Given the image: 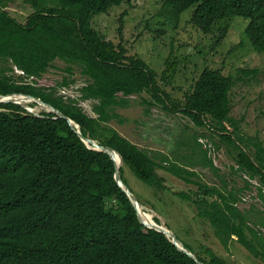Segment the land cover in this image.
I'll return each instance as SVG.
<instances>
[{
    "label": "trees",
    "instance_id": "1",
    "mask_svg": "<svg viewBox=\"0 0 264 264\" xmlns=\"http://www.w3.org/2000/svg\"><path fill=\"white\" fill-rule=\"evenodd\" d=\"M124 1L131 0H23L31 12L21 19L9 8L15 3L0 0V61L12 62L26 73L18 79L0 73V94H29L53 105L78 123L84 136L117 150L123 167L159 191H171L159 168L194 184V198L185 190L173 194L197 206L199 216L209 222L226 249L236 241L264 264L260 229L264 214L257 208L242 211L236 205L250 181L244 189L228 190L226 182L223 187L212 186L189 169L193 164L181 166L164 154L151 155L108 125L116 118L125 120L116 108L127 106V97L147 93L151 101H144L150 105L181 112L196 126L210 128L218 136L216 146L228 147L237 171L258 177L264 186V141L245 134L241 119L231 115V93L241 78L207 67L193 91L185 93V102H175L160 80L167 81L176 64L168 58L167 69L159 74L145 57L129 56L122 41L107 40L93 25L96 15L109 14ZM163 3L164 14L174 20L194 7L189 20L205 34L226 33L233 17L245 18L252 48L264 54V0ZM57 60L68 65L70 75L64 77V85L69 84L73 66L81 68L88 83L80 88V100L93 101L97 117L89 115L78 98L59 95L55 87L37 86L36 81ZM7 69L13 71L12 65ZM29 78H34L32 83H26ZM194 139L202 147L197 135ZM203 152L205 165L218 173L207 151ZM115 169L110 155L84 143L66 118L46 111L36 116L19 104L0 103V264H196L164 233L140 222L114 178ZM259 194L264 200L262 189ZM185 245L203 264L230 263L210 247L201 248L207 259Z\"/></svg>",
    "mask_w": 264,
    "mask_h": 264
},
{
    "label": "rangeland",
    "instance_id": "2",
    "mask_svg": "<svg viewBox=\"0 0 264 264\" xmlns=\"http://www.w3.org/2000/svg\"><path fill=\"white\" fill-rule=\"evenodd\" d=\"M6 1L15 3L14 7L9 8L18 18L23 19L31 12V9L23 5V0ZM163 2L164 0H131L130 3L124 1L110 10L109 14L96 15L93 25L107 40L115 44L122 41L129 56L138 54L145 57L159 74L167 69L168 58L170 64H176V69L169 79L160 80L162 89L166 90L175 102H185V93L193 91L197 80L207 67L220 69L225 75L236 79L240 77L231 93V115L241 119V128L245 134L257 135L264 141V54L254 51L250 44L245 32L248 20L236 16L233 17L232 25L226 33L216 30L205 34L189 20L194 7L189 8L183 18L174 20L164 14ZM8 65H12L13 71H8ZM67 67L61 60L54 61L53 66L36 81L37 86L55 87L59 95L78 98L79 105L89 115L97 117L94 102L80 100V88L88 83L81 68L73 66V74L67 78L69 84H63L64 77L70 75ZM242 69H255L258 73L255 76L246 75ZM0 73L15 79L21 76L20 69L12 62L0 61ZM145 98L151 101L147 93L127 97L129 104L116 108V112L125 120L122 122L116 118L108 125L120 134L133 133L140 147L152 155L160 153L168 156L170 162L193 164L192 169L205 183L223 187L226 182L228 190L245 188L246 181L249 182L248 174L237 171L236 162L227 146H216L218 136L210 128L196 126L181 112L172 113L159 105H150L144 101ZM30 104L29 99L22 102L23 106L30 107L27 109L30 113L40 115L43 111L41 107H32ZM195 135L198 136L202 147L195 142ZM201 139L205 143H202ZM205 150L219 169L218 173L205 165ZM123 168L122 178L136 198L182 242L192 245L200 255L209 259L201 249L205 245L225 257L229 264H262L261 260L254 258L236 241L226 249L214 235L209 222L199 216L197 206L173 194V191L185 190L194 198V184L186 183L171 174L168 177L170 180L166 181L171 191H159L137 178L128 166ZM165 172L167 171L164 169H158L161 178ZM252 184L251 189H245L239 194L248 195L249 202L241 205L239 201L237 203L242 211L257 208L264 214V200L259 198L258 191L256 193L253 189L258 187V180H253ZM260 229L264 235V228Z\"/></svg>",
    "mask_w": 264,
    "mask_h": 264
},
{
    "label": "water",
    "instance_id": "3",
    "mask_svg": "<svg viewBox=\"0 0 264 264\" xmlns=\"http://www.w3.org/2000/svg\"><path fill=\"white\" fill-rule=\"evenodd\" d=\"M24 97V98H28L30 102H35L38 103V105H40L41 107H45V106H50L49 109H45L46 112L49 113H56L57 115H59L60 117L66 118L69 122V124L71 125V127L73 129H75L76 133L81 137V139L83 140L84 143H86L90 148L92 149H96V150H100V151H105L107 152L110 157L112 158V160L115 162V180L118 183V185L122 188V190L126 193V195L129 197L131 203L133 204V206L135 207V209L137 210V214H138V218L140 220V222L148 227V228H153L156 229L159 232L164 233L173 244H175L180 250H182L183 252L187 253L191 258H193L197 263L196 264H203V262L200 260V258L197 256V254H195L190 248H188L171 230H167L165 229L162 225L160 224H149L148 222H146L142 217H141V212H140V207H143L146 210H149L145 205H143L137 198L136 196L133 194V192L131 191V189L128 187V185L125 183V181L123 180V178H121V165H118L116 163V160L114 159V153H118L121 156L122 159V165L124 164L123 161V157L122 155L115 150L114 148L110 147V146H105V145H101L97 140L92 139L88 136H84L80 130V126L71 118H69L68 116H66L65 114H63L60 110L54 108L52 105L46 104L42 99L34 97L32 95L29 94H24V93H11V94H7V95H0V102H13L16 104H19L15 101L12 100V98L14 97ZM21 105V104H19ZM146 213V211H145ZM172 236V238L170 237V235Z\"/></svg>",
    "mask_w": 264,
    "mask_h": 264
},
{
    "label": "clouds",
    "instance_id": "4",
    "mask_svg": "<svg viewBox=\"0 0 264 264\" xmlns=\"http://www.w3.org/2000/svg\"><path fill=\"white\" fill-rule=\"evenodd\" d=\"M212 69H214V68H212ZM20 71H21V76H24L26 73H25V71L24 70H22V69H20ZM224 74V73H223ZM24 80V79H23ZM34 80V78H29V79H26V83H32L31 81H33ZM1 95V94H0ZM35 97V96H34ZM38 98V97H37ZM41 99V98H40ZM0 103H4V102H0ZM7 103V102H6ZM31 104H36L35 106H40V105H38V103H35V102H30ZM46 103V102H45ZM31 104H30V106H31ZM46 104H49V103H46ZM49 105H51V104H49ZM22 107H24L25 109H28V108H30L29 106L28 107H25V106H23V105H21ZM53 106V105H52ZM32 107H34V106H32ZM54 107V106H53ZM55 108V107H54ZM57 109V108H56ZM59 110V109H58ZM43 111H45V109L43 110ZM61 111V110H60ZM62 112V111H61ZM47 113H49V112H47ZM63 113V112H62ZM54 114H56V113H54ZM64 114V113H63ZM34 115H36V116H41V113H40V115H37V114H34ZM57 115V114H56ZM70 118V117H69ZM72 119V118H71ZM73 120V119H72ZM78 124V123H77ZM79 125V124H78ZM71 126V125H70ZM81 130V129H80ZM122 135V134H121ZM201 142L202 143H205L204 142V140L203 139H201ZM139 146V145H138ZM140 147V146H139ZM206 147H208V145H206ZM142 148V147H141ZM145 149V148H144ZM210 151H211V149H210ZM152 155V154H151ZM122 167H123V165H122ZM238 166H237V164H236V168H237ZM248 174V173H247ZM248 177H249V174H248ZM258 180V187H254L253 189L256 191V193H257V191H258V193H259V189H262V191H263V193H264V186L261 184V182H260V180H259V178L258 177H256V178H251V177H249V181H250V189L252 188V181L253 180ZM245 196H248V195H245ZM244 195H242V196H240V199H239V202H240V205H241V203H248L249 202V200L248 201H246V202H244L243 200H242V198L243 197H245ZM249 197V196H248ZM259 198H261L262 200H263V198L260 196V194H259ZM249 199H250V197H249ZM143 204V203H142ZM144 205V204H143ZM239 208H240V205H238V203L236 204ZM150 211V210H149ZM155 218H157V219H159L156 215H155ZM156 221V220H155ZM158 224H160V223H162L160 220H159V222L158 221H156ZM167 226V225H166ZM168 227V226H167ZM168 229L170 230V228L168 227ZM234 238L235 239H237V237L236 236H234ZM184 243V242H183ZM185 244V243H184ZM196 254V253H195Z\"/></svg>",
    "mask_w": 264,
    "mask_h": 264
},
{
    "label": "bare ground",
    "instance_id": "5",
    "mask_svg": "<svg viewBox=\"0 0 264 264\" xmlns=\"http://www.w3.org/2000/svg\"><path fill=\"white\" fill-rule=\"evenodd\" d=\"M24 99H28V98H24V97H14L12 98L13 101L19 103L22 105V102ZM41 107V106H40ZM50 106H45L44 108L41 107L42 110L44 109H49ZM114 159L116 160V163L118 165H121L122 166V159H121V156L118 154V153H114ZM146 211V213H145ZM140 212H141V217L146 221L148 222L149 224H158L156 221H155V215L150 212L149 210H146L144 209L143 207H140ZM160 225H162L165 229L168 230V227L166 226V224L164 222L160 223ZM170 237L172 238L171 234H169Z\"/></svg>",
    "mask_w": 264,
    "mask_h": 264
},
{
    "label": "crops",
    "instance_id": "6",
    "mask_svg": "<svg viewBox=\"0 0 264 264\" xmlns=\"http://www.w3.org/2000/svg\"><path fill=\"white\" fill-rule=\"evenodd\" d=\"M123 136L127 137L128 139H130L131 141H133L134 143H136L137 145H139L138 143V139H136V137L134 136L133 133H129V132H125V133H121ZM140 146V145H139ZM177 162V161H176ZM179 163V162H178ZM181 166H183V164L179 163ZM190 170H194L192 169V167H189ZM195 171V170H194ZM166 174L163 175L164 178H166L167 180H170L169 175H171V173L165 172Z\"/></svg>",
    "mask_w": 264,
    "mask_h": 264
},
{
    "label": "built area",
    "instance_id": "7",
    "mask_svg": "<svg viewBox=\"0 0 264 264\" xmlns=\"http://www.w3.org/2000/svg\"><path fill=\"white\" fill-rule=\"evenodd\" d=\"M242 200H243L244 202H246V201L249 200V197H248V196H245V197L242 198Z\"/></svg>",
    "mask_w": 264,
    "mask_h": 264
}]
</instances>
